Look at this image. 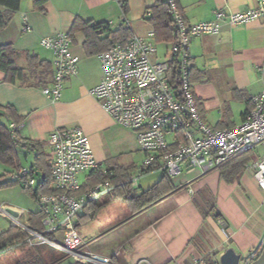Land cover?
Masks as SVG:
<instances>
[{"label":"crops","instance_id":"crops-1","mask_svg":"<svg viewBox=\"0 0 264 264\" xmlns=\"http://www.w3.org/2000/svg\"><path fill=\"white\" fill-rule=\"evenodd\" d=\"M36 1L21 0L19 10L0 30V45H12L16 64L26 77L25 84L18 80L12 83L0 71V107L15 110L22 124L19 137L29 144L40 143L47 164V137L59 128L79 127L99 163L96 171L132 166V173H138L137 161L141 159L142 164L144 155L139 152L135 134L117 124L90 95L101 80V70L97 56L85 54L81 34L71 39V49L79 57L77 75L65 82L56 102L49 101L41 91L50 83L53 69L52 53L40 45V40L57 32L68 33L76 18L97 24L111 22L110 27H114L124 17L130 27L137 20L133 14L132 22L128 18L129 0L125 16L115 0H45L40 6ZM153 3L154 0H133L132 7L145 10L141 21L148 27L141 37L151 29L145 19ZM254 3L255 0H178V7L186 24H196L212 20L215 10L243 12ZM3 10L0 6V12ZM23 18L29 31H23ZM189 57L192 90L202 122L213 130L237 124L247 111V101L264 90V21L224 24L216 35L195 38L189 46ZM20 163L21 168H30ZM161 175L159 171L139 174L136 184L139 179L144 186L141 190L136 186L134 195L151 188ZM83 176L80 181L86 185L90 173ZM178 177L173 192L136 213L123 201L107 197L94 218L85 224L91 227L77 231L86 249L108 258L111 264H189L194 260L219 264L227 249L244 257L264 242V193L248 165L231 184L221 180L219 171L201 174L183 169ZM200 198L211 200L208 210ZM100 209L121 211L122 216L110 213L105 220H99V215L95 219ZM78 222L77 227L81 225ZM122 224L127 231L120 240L113 241L114 231ZM109 235L111 240L103 246ZM60 260L72 262L63 254Z\"/></svg>","mask_w":264,"mask_h":264},{"label":"built area","instance_id":"built-area-1","mask_svg":"<svg viewBox=\"0 0 264 264\" xmlns=\"http://www.w3.org/2000/svg\"><path fill=\"white\" fill-rule=\"evenodd\" d=\"M166 3L176 38L167 44L164 61H157L152 29L145 37L132 34L123 46H114L96 55L101 80L90 95L117 124L135 134L138 149L144 155L138 174L159 171L173 178L183 169L198 170L201 174L219 171L230 161L247 157L260 148L262 154L250 169L253 180L264 193V90L250 99V108L239 123L212 130L199 116L190 81L189 57V46L195 38L216 35L224 24L236 26L264 21V0H255L254 5L243 12L215 10L212 20L196 24H186L174 0H166ZM121 22L127 21L121 17ZM111 24L107 23L106 27ZM23 25V31L30 30L25 18ZM40 45L51 51L53 69L50 83L41 91L49 101L56 102L65 82L77 75L79 57L72 51L66 32L44 37ZM21 127V123L8 124L12 141L25 145L27 141L17 135ZM46 145L51 182L48 193H39L35 200L42 216V229L31 228L27 217L26 222H21L23 210L0 206V216L8 219L10 226L27 234L25 240L12 247L50 245L78 264H111L108 258L87 250L76 231L85 206L113 190L110 182L81 190L83 184L79 176L99 168L86 134L79 127L59 128L47 137ZM11 179L26 188L35 187L39 181L25 168L14 172ZM136 181V178L131 179V185L136 186ZM57 232H61L60 241L55 237ZM263 247L264 242L241 257L239 264H250ZM189 264L204 263L194 260Z\"/></svg>","mask_w":264,"mask_h":264},{"label":"trees","instance_id":"trees-1","mask_svg":"<svg viewBox=\"0 0 264 264\" xmlns=\"http://www.w3.org/2000/svg\"><path fill=\"white\" fill-rule=\"evenodd\" d=\"M45 0H37L35 4L40 6ZM178 7V0H174ZM21 0H0V6L4 8L0 12V30L5 28L11 21L13 15L19 10ZM122 14H128V0H122L118 3ZM179 9V7H178ZM150 16L147 17L146 23L150 25L154 32L153 40L155 43L167 45L176 38L175 29L170 21L168 6L166 0H154L152 6L148 8ZM107 23L97 24L91 20L83 21L76 18L69 28L68 35L72 39L76 34L83 36L82 47L87 56L97 55L114 46H123L133 34L127 22H121L114 27H106ZM173 63V62H172ZM0 71L5 74V80L14 83L18 80L25 84L24 72L18 68L15 61V51L11 44L0 45ZM191 81V77H190ZM45 85V84H44ZM250 108V101H247ZM21 119L17 117L15 110L10 107H0V164L12 169L13 172L21 169V163L16 151V147L25 148L34 155L33 163L29 169V175L34 177L40 175L36 188H21L29 194L34 200L39 193H48L50 185L49 166L47 156L41 149L40 143H31L19 145L12 141L11 132L8 128L9 122L20 123ZM18 135V132H17ZM19 136V135H18ZM249 157L234 159L219 169V176L222 181L231 184L237 181L240 175L247 169ZM134 168L116 167L112 170L92 171L86 185L81 190L94 186L100 182H110L113 190L108 194V200H120L125 203L132 213H136L169 195L175 190L172 178L162 172L160 179L148 190L140 192L139 195H132L133 187L130 183L131 173ZM19 184L18 180H9L0 183V189ZM101 204L96 202L88 203L81 216L78 224H87L95 216L97 209ZM42 216L39 212L30 213L27 216L28 225L37 230H41ZM27 234L20 229L10 226L7 230L0 233V250H7L15 243L22 242ZM48 239L50 235H46ZM43 246V245H41ZM47 256L42 253L30 259L27 264H47ZM49 264V263H48ZM69 264H78L72 261Z\"/></svg>","mask_w":264,"mask_h":264},{"label":"rangeland","instance_id":"rangeland-1","mask_svg":"<svg viewBox=\"0 0 264 264\" xmlns=\"http://www.w3.org/2000/svg\"><path fill=\"white\" fill-rule=\"evenodd\" d=\"M129 8H130V13L128 15L129 20L131 15L133 14L134 17L136 18V22L132 23L130 25L132 32L138 36H144V34H142L146 29H147V25L141 21L142 15H143V11H139L137 10L136 7H132L133 5V0H129ZM132 22V20H131ZM130 22V23H131ZM155 47H156V56H157V61L161 62L164 61V56L167 52L168 46L162 43H155ZM213 130V129H212ZM258 151H256V153H252L251 155H249V159H248V166L251 168L254 164L257 163V161L259 160V157L262 154V150L259 148L257 149ZM16 151L17 154L19 156L20 161L22 162V165L24 167H30L33 163V153L25 148H21V147H16ZM140 152V151H139ZM141 153V152H140ZM137 163L139 164L137 166V168H140L141 166V159H139L137 161ZM13 174V171L11 168L6 167L3 164H0V183L4 182V181H9L11 180V176ZM84 174H81L79 176V180H81L84 176ZM40 175H36L34 176L36 180H39ZM82 176V177H81ZM139 174L138 173H131V177L132 179L134 178H138ZM179 180V177H173L172 181L173 183L177 182ZM136 186H140V190L141 187L144 186L141 181H139L138 179V183ZM134 186V187H136ZM34 189L36 188L33 187ZM137 188V187H136ZM136 189L134 188L133 191H131V194L134 195L135 194ZM108 195L104 196L102 199H99L96 201V203L100 204L102 203ZM202 199V198H200ZM203 206L205 210H208V205L207 203H212L211 200H209L208 198H203L202 200ZM0 206L1 207H5L8 208L10 210H23L24 211V216L21 217L20 221L21 222H26V217L30 214V213H35L38 211V205L36 203V201L29 195L27 194L20 185L15 184L13 186L10 187H6V188H1L0 189ZM102 205H100L101 207ZM99 207V208H100ZM101 210V209H100ZM110 213H114L115 215L117 214V216H122L121 211L117 212V211H112V210H101L100 212H98L97 216L99 215V220L103 219L105 220V218L107 216H109ZM96 221V220H95ZM96 223V222H95ZM95 225V224H93ZM10 227V221L2 216H0V233L7 230ZM84 227H91V226H87L85 224H81L78 227H76V231L79 232V229L84 228ZM127 231V227L124 226L123 224L120 226V228H118L116 231H114L113 233V241L116 240H120L122 237V234H125V232ZM61 232H57L55 237L57 239V241L61 240ZM111 235L107 236L105 238V240H103V246H105V242H109ZM102 248V247H101ZM37 253H42L44 255L47 256V264H67L69 262V260L66 261H61V252H59L58 250H56L53 246L50 245H37L33 248H28L26 245H21L18 247H12L6 251H3L2 253H0V264H27L31 258L35 257L37 255ZM61 261V262H60Z\"/></svg>","mask_w":264,"mask_h":264},{"label":"water","instance_id":"water-1","mask_svg":"<svg viewBox=\"0 0 264 264\" xmlns=\"http://www.w3.org/2000/svg\"><path fill=\"white\" fill-rule=\"evenodd\" d=\"M241 256L236 254L233 249H227L220 257L219 264H239ZM250 264H264V247L260 255Z\"/></svg>","mask_w":264,"mask_h":264}]
</instances>
